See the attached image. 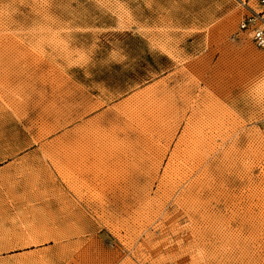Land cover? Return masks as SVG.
Listing matches in <instances>:
<instances>
[{"label":"rangeland","instance_id":"rangeland-1","mask_svg":"<svg viewBox=\"0 0 264 264\" xmlns=\"http://www.w3.org/2000/svg\"><path fill=\"white\" fill-rule=\"evenodd\" d=\"M262 0H0V264H264Z\"/></svg>","mask_w":264,"mask_h":264},{"label":"built area","instance_id":"built-area-1","mask_svg":"<svg viewBox=\"0 0 264 264\" xmlns=\"http://www.w3.org/2000/svg\"><path fill=\"white\" fill-rule=\"evenodd\" d=\"M264 4V0H262ZM255 16H247L241 23V27L249 31L253 44L260 49H264V20L260 24L256 23Z\"/></svg>","mask_w":264,"mask_h":264}]
</instances>
